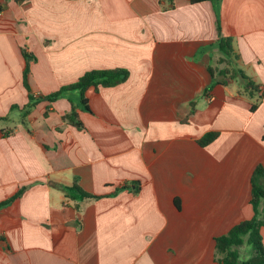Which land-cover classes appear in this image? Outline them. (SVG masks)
Returning a JSON list of instances; mask_svg holds the SVG:
<instances>
[{"label": "crops", "instance_id": "1", "mask_svg": "<svg viewBox=\"0 0 264 264\" xmlns=\"http://www.w3.org/2000/svg\"><path fill=\"white\" fill-rule=\"evenodd\" d=\"M216 1L221 34L264 90V0ZM0 5V202L26 187L0 208V264H221L215 239L253 216L251 176L264 169V96L251 111L260 94L250 99L232 81L205 94L209 65L219 58L213 4ZM22 50L33 57L34 98L90 70L123 68L129 77L89 89L90 112L71 92L39 101L23 117ZM72 105L82 129L63 120ZM211 132L216 139L200 146ZM260 234L264 247V228ZM248 246L238 248L240 260L252 256Z\"/></svg>", "mask_w": 264, "mask_h": 264}, {"label": "trees", "instance_id": "2", "mask_svg": "<svg viewBox=\"0 0 264 264\" xmlns=\"http://www.w3.org/2000/svg\"><path fill=\"white\" fill-rule=\"evenodd\" d=\"M7 0H4L6 2ZM16 2L21 0H14ZM171 3L173 0H166ZM210 1L213 4L216 14V31L217 38L213 43V46L219 52V58L214 66L209 65L208 71L212 78V83L205 89L207 94L215 84L227 85L229 82L236 79H240L242 94L252 99L258 93L260 97L255 101L250 110L254 111L259 100L264 96V90H260L259 86L248 77L240 66V57L234 49L233 40L231 37H225L221 34L220 19H219V7L216 0H189L190 4H199ZM0 5V11L2 10ZM22 55L26 61V66L23 70V85L28 92V103L22 109L23 117L27 116L29 112L36 106L39 101H46L49 103L65 97L67 93L78 92L79 94V106L81 110L90 112L87 105V98L85 93L89 89H93L94 92H98L100 88H111L125 82L129 77V71L123 68H115L109 70H90L85 72L76 82L61 87L58 91L46 96H39L34 98L30 93L28 86V66L27 62L31 60L29 54L25 50H22ZM193 102L190 103L191 107ZM18 108V107H12ZM48 111H45L44 115H47ZM2 118H0L1 120ZM63 120H67L70 124L74 125L77 129H82L83 125L77 118L76 106L72 105L71 113L63 117ZM6 135V134H5ZM217 133L211 132L203 135L198 141L199 145L204 147L215 140ZM59 187V186H58ZM61 188V187H59ZM75 189L84 198H97L82 191L78 186L73 185ZM26 187L20 188L14 195L8 199L0 202V208L8 206L14 200L19 198ZM67 188L63 187V191L66 193ZM137 190L135 186L134 191ZM175 206L180 208V201L178 198L174 200ZM250 204L253 210V216L250 220L242 221L230 229V231L215 239V249L219 256L221 264H264V247L262 242V236L260 234L261 228H264V169L262 166H257L251 176V201ZM248 244L253 249V256L247 260H240L238 254V248L244 244Z\"/></svg>", "mask_w": 264, "mask_h": 264}, {"label": "rangeland", "instance_id": "3", "mask_svg": "<svg viewBox=\"0 0 264 264\" xmlns=\"http://www.w3.org/2000/svg\"><path fill=\"white\" fill-rule=\"evenodd\" d=\"M233 82V84L234 85H236V86H240V84H241V81H240V79H236V80H234V81H232ZM246 247V246H245ZM248 247H250V246H248ZM245 249H247V248H242V250H241V256H247V254L244 252L245 251ZM250 250L252 249L251 247L249 248ZM253 254H254V252H253ZM253 254H252V256H253ZM251 256V257H252ZM249 259V258H248Z\"/></svg>", "mask_w": 264, "mask_h": 264}]
</instances>
